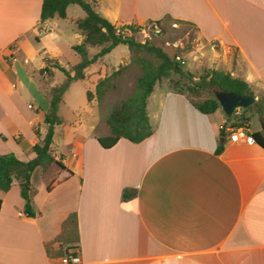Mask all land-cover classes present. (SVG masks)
Wrapping results in <instances>:
<instances>
[{"label": "crops", "instance_id": "crops-1", "mask_svg": "<svg viewBox=\"0 0 264 264\" xmlns=\"http://www.w3.org/2000/svg\"><path fill=\"white\" fill-rule=\"evenodd\" d=\"M86 1L115 29L190 27L208 47L206 69L243 81L255 94L264 92V0ZM41 3L0 0V155L21 162L34 158L32 147L46 133L43 86L63 83L53 82L59 71L53 65H77L72 47L84 40L76 29L83 11L70 5L65 19L41 22ZM43 25L51 31L39 36ZM101 48H88L89 58ZM110 53L64 95L86 80L93 86L86 92L94 94L107 76ZM46 61L52 64L50 79L40 73ZM162 84L146 104L152 135L139 144L120 139L102 148L97 139L110 132L97 100L69 105L77 135L55 153L51 144L63 169L51 164L31 175L35 216H27L16 182L7 193L0 191V264H58V254L68 255L69 248L80 264H264V149L248 136L259 130L250 125L244 141L230 143L220 108L200 114L185 94ZM64 95L57 112L63 124L53 139L65 128ZM73 214L76 231L70 233L63 224Z\"/></svg>", "mask_w": 264, "mask_h": 264}, {"label": "trees", "instance_id": "trees-1", "mask_svg": "<svg viewBox=\"0 0 264 264\" xmlns=\"http://www.w3.org/2000/svg\"><path fill=\"white\" fill-rule=\"evenodd\" d=\"M40 21L45 22L54 17L65 19L66 9L70 5H77L85 13V18L76 23V29L81 31L84 35V40L81 45L72 47V50L79 56L80 61L77 65L69 70L53 65L56 70H59L64 75V81L61 85L45 90V97L49 102V109L44 116V125L46 126V133L44 139L40 144L32 147L34 158L29 162H21L13 155H0V191L7 193L13 183H17L20 188V196L25 202V211L27 216L33 218L34 212L31 207L30 178L37 168L46 169L51 164H55L63 169L64 166L57 161L51 154L50 147L53 142L54 129L63 124L62 120L58 117V107L62 100L64 93L68 90L69 86L77 81L84 80V72L91 65L96 63L99 59L108 55L114 48L119 45H124L130 52L139 53L143 52L152 58L155 62L140 60L139 64L142 70L141 75L136 82V93L114 105L105 119L110 135L106 138H98L99 145L104 149H110L120 140L124 139L132 144H139L152 135V130L149 125V120L146 112L147 99L152 94L154 87L161 83L164 79H168L171 74L185 76L180 65L175 62L174 58H169L160 49H157L147 44H140L132 37L129 41L116 35V29L106 20L100 18L92 9L90 3L86 0H41ZM103 46V47H102ZM102 47L100 52L89 58L87 54L88 48ZM52 66L50 61H46V67L40 71L41 74L45 73L49 76V69ZM121 72L116 71L111 76L100 80L94 89V94L86 92V99L90 102L96 99L101 102L105 93L112 88L110 82L112 78L119 75ZM186 76L191 78V75ZM197 85H202L208 89H215L216 91H224L233 93L237 96H252L248 85L238 79H233L228 74L217 71H209L204 73L198 80ZM173 91L179 92L175 89ZM215 91V92H216ZM186 95V94H185ZM187 96V95H186ZM189 103L200 114L211 115L218 109L219 105L215 98L205 99L199 103L187 96ZM257 112L261 114L262 110L260 103L255 104ZM241 117L236 111L232 116V124L229 123V129H234V119ZM222 140L225 138V132L220 130L219 133ZM253 142L264 149V136L261 131H257L248 135ZM223 150V145H220L216 153ZM54 185H49L47 191ZM1 204V202H0ZM63 228L70 233L76 231V216L70 215L63 224ZM66 251L70 256H76L74 249L69 248ZM63 254L59 253L58 258Z\"/></svg>", "mask_w": 264, "mask_h": 264}, {"label": "rangeland", "instance_id": "rangeland-1", "mask_svg": "<svg viewBox=\"0 0 264 264\" xmlns=\"http://www.w3.org/2000/svg\"><path fill=\"white\" fill-rule=\"evenodd\" d=\"M73 8L76 9V11H79L81 15L83 14L79 6L74 5ZM170 25L171 23L168 24V26L163 30V34L159 37H152L151 39L144 41L142 37L138 35L136 30V32H133L131 37L142 45L147 44L149 47L152 46L160 49L171 59L179 57L184 62V64L180 65V67L185 76L171 74L168 79L161 81V83H163L162 85H164L161 86V88L166 87L165 85H167L171 89H175L186 94L197 103L205 99L214 98L215 89H208L202 85H197L199 83V78L204 73L211 71L205 68V66H208V63L210 62L208 61L210 59L208 55V47H205L204 44L197 41L194 31L191 30L190 27L178 24L177 29H171ZM97 51L98 49H92L89 53L90 56H95ZM140 60L158 63L154 60V58L143 52H130L124 45H119L114 48L109 57H107L106 70L108 73L106 77L111 76L116 71L121 70V72L119 75L112 78L110 82V86L112 88L105 93L103 100L98 102L101 123H105L106 117L116 103L130 98L136 93V82L142 73L139 64ZM203 62H206L207 64L205 65ZM187 74L191 75V78L186 76ZM44 77L50 79V77L46 74ZM63 80V74L57 71L53 82L58 85L61 84ZM42 83L47 84L44 82ZM43 87L46 90L49 89L46 86ZM87 87L93 88L88 80L78 82L64 95L66 108L61 110V114L63 118H65L66 123L65 128L55 134L51 147V151H53V153H55V149L61 147L63 144L71 143L77 135V126H74L73 116L68 107L69 105L78 106L80 102H82L83 105L86 103ZM252 94L255 99V104L260 103L262 112L261 114L257 112L255 104L245 110H236L241 117L233 120L235 128H243L246 130L251 125L250 130L255 128L260 131L258 120L261 117L264 118V92L260 94L252 92ZM231 119L232 117L230 118L229 123L232 124ZM62 254L63 256L61 259L64 257L63 252ZM61 259L58 264H61Z\"/></svg>", "mask_w": 264, "mask_h": 264}, {"label": "built area", "instance_id": "built-area-1", "mask_svg": "<svg viewBox=\"0 0 264 264\" xmlns=\"http://www.w3.org/2000/svg\"><path fill=\"white\" fill-rule=\"evenodd\" d=\"M170 27L171 29H177L178 24L172 23ZM135 30L138 32V35H140L144 41L149 40L152 37H159L163 34L162 29L157 24H149L143 27L130 28V29H116L115 32L116 35L126 39V38H131L133 32H136ZM50 31L51 28L48 25H43L38 29L37 32L38 35L40 36L43 34H47ZM174 60L179 65L184 64V62L179 57H175ZM28 108L31 109V106H28ZM221 130L225 131V129H221ZM226 131L230 133L228 137V141L230 143H239L246 139L245 130L243 128H234L229 130L227 129ZM61 264H80V261L77 256L65 255L61 259Z\"/></svg>", "mask_w": 264, "mask_h": 264}, {"label": "water", "instance_id": "water-1", "mask_svg": "<svg viewBox=\"0 0 264 264\" xmlns=\"http://www.w3.org/2000/svg\"><path fill=\"white\" fill-rule=\"evenodd\" d=\"M125 40L129 41L130 38H126ZM214 98L221 111L224 113L227 123H229L230 118L236 110H245L255 104V99L252 96H237L233 93H227L224 91L214 92ZM258 123L260 125V131L264 136V118H259Z\"/></svg>", "mask_w": 264, "mask_h": 264}]
</instances>
